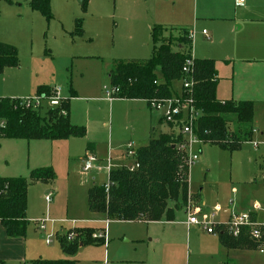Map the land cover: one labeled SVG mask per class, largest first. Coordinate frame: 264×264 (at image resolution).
I'll use <instances>...</instances> for the list:
<instances>
[{"label": "rangeland", "instance_id": "1", "mask_svg": "<svg viewBox=\"0 0 264 264\" xmlns=\"http://www.w3.org/2000/svg\"><path fill=\"white\" fill-rule=\"evenodd\" d=\"M30 1L0 0V43L13 46L18 50L20 66L14 71L18 74V78L24 81L31 79L36 82L38 80L40 84L60 89L63 98L66 99L71 96L70 89L79 93L81 98L90 99L88 105L87 102L82 101L75 103L74 118L80 123H87V121L92 123L97 118L100 119L101 127L104 125L109 134L112 130L110 146L115 156L125 152L130 141L135 148L141 145L136 142L137 136L132 130L134 124L127 116L128 112L120 114L119 112L123 110L117 109L119 103L111 106L109 102L102 100L106 98L105 89L110 91L111 86L107 73H102L101 64L108 59L143 61L154 56L155 47L159 45H155L151 35L153 26H148L142 33V24H140V19L143 17L139 12L147 8L143 0H86L85 5L80 3L81 0H51L52 20L49 23L40 13L30 9ZM167 1L155 0L148 8L159 10ZM122 7L130 12L123 14L119 11ZM76 20L82 22L83 34L81 36L75 34ZM140 29L139 36H135L134 30ZM172 29L177 31L181 27ZM160 36L170 41L171 38L181 36V34L164 31L160 33ZM174 42L172 49L176 51L178 47L176 41ZM91 57L96 59L100 57L102 60L98 61ZM32 96L34 97V93L31 92L22 98ZM32 104L35 103L32 102ZM61 104L54 108L48 103H41V106L34 110L40 111L44 118L48 117L53 110H58L60 116L65 117L66 114L62 111ZM112 113L114 119L112 116L110 118ZM155 119L158 120V117L155 116ZM228 119L231 121L229 130H238L239 124L236 118L229 116ZM261 122L263 125L260 127L264 129V118ZM80 127L87 129L85 125ZM154 128L158 129L157 134L160 133L158 136L162 131L165 134L169 132L165 125L161 127L156 123ZM254 141L258 139L255 137ZM104 147L109 148L106 145ZM252 147V145H246L245 148L250 150ZM238 152L230 153L211 144L194 147L193 154L199 156V162L192 166L189 175L192 193L195 196L201 195L198 200L196 199L200 207L195 211L200 222H210L213 214L212 208L218 204L225 211L228 210L234 197L248 195L247 201L250 203L249 207H252V203L261 200L264 195L262 192L264 180L261 178L264 176V159L261 158L257 167L252 169V173L257 174V183L253 182V185L246 188L247 180L244 179L243 182L238 173L237 156L240 154ZM75 153L77 156H83L85 145H77ZM130 163L132 164L130 160L123 163L118 162L117 166L113 164V167L114 169L122 168ZM80 170L81 165L77 163L75 167L72 166L70 172L54 170L56 178L52 183L39 184L31 182L30 176L27 178L30 181L28 217L31 221L27 236L25 238L8 237L0 222V264H31L39 259L44 261L74 259L78 261L77 264H112L113 255L119 253L122 248H130L133 258L141 254L142 247L147 246L148 240L151 239L147 237L146 225L115 219L106 223L107 217L93 219L97 222H80L83 218L75 212L83 206L84 202L87 205V191L92 185L89 173ZM96 172L98 174L97 186L107 183L108 172L106 170ZM233 188H237L238 196L232 192ZM50 194L53 196V203L49 209L45 199ZM178 212L180 218L184 219V213ZM45 218L48 219V223L46 233L43 234L38 230L37 222ZM85 219L87 220V217ZM222 219L223 214H219L216 222ZM85 227L103 229L105 242L102 245H89L74 257L66 255L61 250V241L57 234L61 231L65 233ZM178 229L181 230V238L185 245L187 246L188 240L190 242L191 248L185 247L181 250V256L184 261L186 260V264H240L244 262L264 264V255L260 253L243 255L239 253L237 259L234 260L235 263H229V259L217 243L218 239L214 238L218 235L210 236L199 227L185 230L183 226H180ZM46 236L53 239L51 246L46 245ZM69 236H72V242L77 239L75 231L64 234L60 238L67 241ZM252 249L260 251L261 246L257 244L256 248Z\"/></svg>", "mask_w": 264, "mask_h": 264}, {"label": "crops", "instance_id": "2", "mask_svg": "<svg viewBox=\"0 0 264 264\" xmlns=\"http://www.w3.org/2000/svg\"><path fill=\"white\" fill-rule=\"evenodd\" d=\"M83 1L84 0H81L80 3L83 4ZM154 1L155 0H143V3L147 6V8L142 12H139L141 13L140 16L143 17L140 19V24H142V33H144L145 28H148V26H153L151 28V35L154 27H162L165 28L166 31L176 32L179 35L183 34L182 32H187L189 36L192 34L191 44L195 59L212 60L216 63L218 76L216 93L217 99L221 102H253L255 104L254 122L252 125V140L242 145L238 152L240 154L237 156L239 176L243 179V182L244 179L247 180L246 184L248 186L246 187L244 184L243 185L244 187L249 188L250 185H253V182L257 183V174L252 173L253 167L256 168L258 162L260 163V159H264V129L260 127L263 125L261 121L264 118V0H246L244 6H237L236 0H168L166 4H162L159 10L148 8V6L153 4ZM119 11L123 14L130 12L127 11L125 7L120 8ZM175 27H181V29L174 31L172 28ZM204 32H206V34H204ZM140 33L141 29L134 30L135 36H139ZM178 37L179 36L174 37V39ZM188 47L190 46H187L186 48ZM177 51L179 50L176 49L175 52ZM93 59L96 58L94 57ZM96 60L101 61L102 59L99 57ZM112 61V59H108V61H105L106 64L105 62H102L101 64V69H103L102 73H107L109 81L111 68L114 63V61ZM18 68L6 69L5 72L0 75V98L25 100L33 98V96L25 99L22 97L28 96L31 92L34 93L35 97L38 89L42 86L54 89L52 86L40 84L38 80L36 82L31 79L26 81L20 80L18 78V74H15L14 72ZM109 85H111V82H109ZM180 89V82L173 84L174 94H178ZM70 93V98L66 99L63 98L61 92L62 98L70 101V122L73 126H87L86 137L78 139L73 138L64 141H25L2 139L0 141V178L27 179L32 171L46 168H52L56 171L62 170L70 172L72 166L75 167L76 163L81 165V170L83 171L84 159L87 155L93 154L96 157L98 156L97 159L99 161L97 168L89 173L92 184L91 187H89L90 190L94 186H97L96 178L98 174L96 171H105L109 158L112 159V164L116 166L118 162L123 163L127 160L132 161L133 164L134 160L127 157L128 146L125 148V152H121L116 156L113 154V149L110 146V140L112 139L113 132L111 130V133L109 134L104 125L101 127V122L99 121L100 119L96 118L92 123L89 121H87V123H80L75 120V103L82 101L87 102L88 105L90 99L81 98L80 94H77V92L73 89H70ZM102 100L109 102L111 106H114V103H119L117 109L123 110V112H119L120 114H126L128 112L127 116L132 119L134 124L132 126V130L135 132V136H137L136 142L137 144H141L135 148L132 141L128 143V145L131 144L133 146V150L136 152L138 149L146 147L151 140L159 137L158 135L160 133L157 134L158 129L154 128L156 123L161 127L164 125L167 126L161 120V116L159 114L150 110L147 101L127 100L122 98H117L113 101H110L107 98H102ZM113 115L114 114L112 113L110 118L112 116V119H114ZM155 116L158 117V120L155 119ZM167 127L169 129L167 134H175L170 126ZM161 134L165 133L162 131ZM255 137L258 141H254ZM82 143L85 145V153L83 156H77L75 153L76 146H84ZM104 145L109 148H105ZM246 145H252L253 147L248 150L245 148ZM119 156L120 158H117ZM132 164L130 163L122 168L116 169L113 167V171L125 169V167L131 166ZM261 178L264 180V176ZM108 182L109 179L107 183L101 186L107 185ZM37 183L43 184L41 182ZM262 189L264 190V187ZM89 190L87 191V194L89 193ZM263 190L262 192H264ZM232 192L237 195V188H233ZM200 196L201 195L195 196L194 193H192L191 185L189 184L188 203L185 210L181 211L184 213V219H181L178 215L179 212H177L175 214V221L173 222H168L165 219L160 222H129L146 225L148 229L147 237H150L151 239L148 240L147 246L142 247L141 254L138 257H134L135 259L131 257L130 248H122L119 253L113 255L112 264H183V262L186 264V260L184 261L181 256V250L185 247L191 248L190 242L188 240L187 246L185 245L183 239L181 238V230L178 228L183 226L185 230H192L193 228L199 227L204 230L201 226L188 224L189 216H196L195 211L200 207L199 203L196 201V199L198 200ZM29 198L30 195L28 193L27 219L30 224L31 221L28 217ZM247 199L248 195H241L237 198L234 197L231 201V207L226 211L219 204L214 206L212 208V212L216 216L214 222L218 225L216 227V234L211 235L204 230L210 236L214 237L215 235H218V237L214 238L218 239L217 243H219V247H221L222 251L226 254L229 259V263H235L234 260L237 259V255L239 253L242 255L262 254L261 250L257 251L255 249H227L220 241L221 233L227 234L231 238L238 239L228 233L226 226L233 216L250 214L252 215V219L254 221H257L260 224L264 223V195L261 197V200H256L254 204L252 203V207H249L250 203ZM52 203L53 196L52 202L48 206L49 209ZM75 213H79V217L83 218L80 219V222L83 223L94 222L96 220L93 219H99L98 217H107L105 214L92 213L90 211L88 195L87 205L84 202L83 206L79 207L78 211ZM219 214H223V219L220 222H216ZM86 217L87 220L85 219ZM107 219L106 223H110L109 220L111 219L108 217ZM75 230L78 229L66 232L69 233ZM244 230L248 231L249 238L252 239L256 245L259 244L261 247L263 246L262 243L253 239L250 229ZM96 231L97 232L95 234L104 232L103 229H98ZM66 232L64 233L61 231L57 234L60 241L62 240L60 236L67 234ZM41 237L43 238V235H41ZM105 240L106 239H104V242ZM67 241L72 242V240L70 241L68 239ZM84 248L85 246L81 245L80 251ZM77 263L78 261L76 260V264ZM240 264L257 263L244 262Z\"/></svg>", "mask_w": 264, "mask_h": 264}, {"label": "trees", "instance_id": "3", "mask_svg": "<svg viewBox=\"0 0 264 264\" xmlns=\"http://www.w3.org/2000/svg\"><path fill=\"white\" fill-rule=\"evenodd\" d=\"M10 2V1H9ZM11 3V2H10ZM86 0L83 1L85 5ZM32 11L40 13L49 23L52 20L51 0H31ZM166 31L162 27L152 29L155 42L154 56L146 61H114L111 72V88L120 89L117 98L148 101L154 98H169L174 94L173 84L183 78L182 69L187 59L186 47L191 45L189 34L182 32L179 38L162 39ZM75 34H83L82 22L75 21ZM176 41L178 50L172 49ZM186 49V50H185ZM18 50L0 43V75L6 69L18 68ZM218 76L216 63L212 60H196V81L194 99L196 107L204 113L199 120L195 134L203 144H211L234 153L253 137V102H221L217 99ZM158 83L156 85L155 83ZM51 89L42 86L36 97L50 96ZM20 100L0 98L1 139L25 141H64L86 137L84 127L73 126L70 122V101L61 104L66 116L53 110L48 117L40 111L21 106ZM229 116L236 118L239 128L229 130ZM245 129V130H244ZM181 140L172 134H161L146 147L138 149L136 161L139 169L112 171L110 188L94 186L88 193L89 209L92 213L105 214L109 219L124 222H168L175 221V214L185 210L189 198V170L183 154L176 144ZM56 176L52 168L31 172V182L50 183ZM30 181L26 178H0V222L10 238H23L27 234L28 190ZM77 239L67 242L62 239L61 250L68 256H76L82 246L102 245L104 239H94L95 229L75 230ZM220 241L227 249L256 248V244L244 230L238 239L220 234ZM31 264H76L74 260H35Z\"/></svg>", "mask_w": 264, "mask_h": 264}, {"label": "built area", "instance_id": "4", "mask_svg": "<svg viewBox=\"0 0 264 264\" xmlns=\"http://www.w3.org/2000/svg\"><path fill=\"white\" fill-rule=\"evenodd\" d=\"M246 0H236L237 6H244ZM206 34V32H204ZM189 39L192 43V34L189 36ZM187 59L182 69V80L180 81L181 89L178 94H173L169 98H154L147 101L149 108L152 112L157 113L161 116V120L172 128L175 132L173 134L177 138L180 137L181 140L176 144L177 149L183 154L185 164L190 172V169L193 165L199 162V156L193 154V149L195 146H200L203 144L195 134V128L199 122V120L204 116V113L196 107V101L194 99V89L196 85V81L194 79L195 74V57L193 54L192 44L188 47L186 51ZM158 85V83H155ZM106 98L110 101H113L117 98L120 93V89L111 88L110 91L105 89ZM64 100L61 96V90L54 88L51 92V95L40 97L28 98L21 101V106H25L26 108H37L41 106V103H48L51 107H58L61 104V101ZM34 102L35 104H32ZM0 127H4V123L0 124ZM256 146V145H255ZM136 151L133 150V146L131 144L128 145L127 157L133 159L134 162L131 166L125 167L130 172H135L139 169V164L136 161ZM98 159L93 154L87 155L84 159V168L83 171L86 173H90L91 171L97 168ZM106 172L110 174L113 171L112 159H108V163L105 167ZM106 190L108 191L110 188V184L108 182L105 185ZM52 202V195L46 197V203L49 205ZM258 209V208H256ZM196 215V214H195ZM215 214L211 215V221L207 223H202L198 220L197 216H189V225L201 226L204 230L211 235L216 234V227L218 225L215 224ZM48 223V219H42L37 222L39 225V230L41 233H46V224ZM228 233L235 237L239 238L244 229H250L251 236L254 240L259 243H262L261 253L264 254V223L260 224L257 221L252 219V215L250 214H242L238 216H233L229 223L226 225ZM72 236H69L68 240H72ZM94 239H105L104 232H100L94 235ZM45 242L47 245H51L53 243V239L51 237L46 236Z\"/></svg>", "mask_w": 264, "mask_h": 264}, {"label": "water", "instance_id": "5", "mask_svg": "<svg viewBox=\"0 0 264 264\" xmlns=\"http://www.w3.org/2000/svg\"><path fill=\"white\" fill-rule=\"evenodd\" d=\"M81 2V1H80Z\"/></svg>", "mask_w": 264, "mask_h": 264}]
</instances>
